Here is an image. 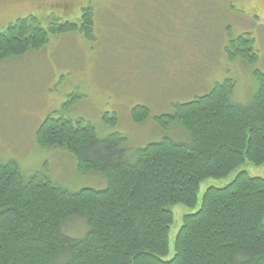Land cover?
<instances>
[{"label": "trees", "instance_id": "16d2710c", "mask_svg": "<svg viewBox=\"0 0 264 264\" xmlns=\"http://www.w3.org/2000/svg\"><path fill=\"white\" fill-rule=\"evenodd\" d=\"M93 24L92 9L75 23L51 19L47 28L36 16L21 18L0 31V62L40 48L50 35L90 38ZM238 40L232 57L256 63ZM257 77L251 106L231 101V81L217 84L163 117L164 125H183L189 142L165 138L133 159L121 139H101L70 119L44 120L38 146L64 148L81 171L101 174L108 185L71 192L40 174L24 178L15 161L0 163V264H264V178L245 171L205 192L199 210L183 218L174 257L163 258L175 206L195 208L207 179L226 178L246 163L264 165V74ZM73 218L87 225L81 238L64 232Z\"/></svg>", "mask_w": 264, "mask_h": 264}, {"label": "rangeland", "instance_id": "374dc122", "mask_svg": "<svg viewBox=\"0 0 264 264\" xmlns=\"http://www.w3.org/2000/svg\"><path fill=\"white\" fill-rule=\"evenodd\" d=\"M87 4L94 14L90 38L50 35L40 48L0 62V163L15 161L24 178L40 174L71 192L108 185L101 174L81 171L64 148L38 146L36 133L47 118L82 122L101 139H121L133 159L165 138L189 142L183 125H164L163 117L217 84L231 81V101L253 104L257 74H264V0H0V31L31 15L43 28L51 19L75 23ZM239 38L256 63L232 57ZM242 171L264 178V165L246 163L226 178L205 180L195 208H173L164 260L174 257L183 218L199 210L205 192ZM86 226L73 218L63 228L81 238Z\"/></svg>", "mask_w": 264, "mask_h": 264}, {"label": "flooded vegetation", "instance_id": "af4514ba", "mask_svg": "<svg viewBox=\"0 0 264 264\" xmlns=\"http://www.w3.org/2000/svg\"><path fill=\"white\" fill-rule=\"evenodd\" d=\"M92 8L89 7V4H87L86 6L82 7L80 10V16L84 14V11H88ZM94 9V8H93ZM95 10V9H94ZM80 19V17L77 19V21ZM245 39V38H244ZM64 110V109H63Z\"/></svg>", "mask_w": 264, "mask_h": 264}]
</instances>
